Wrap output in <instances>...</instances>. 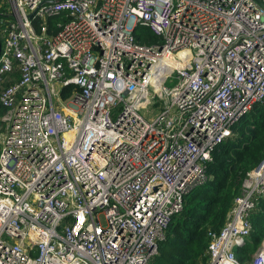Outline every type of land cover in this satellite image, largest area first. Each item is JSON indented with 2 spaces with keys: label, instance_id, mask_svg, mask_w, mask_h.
Masks as SVG:
<instances>
[{
  "label": "built area",
  "instance_id": "built-area-1",
  "mask_svg": "<svg viewBox=\"0 0 264 264\" xmlns=\"http://www.w3.org/2000/svg\"><path fill=\"white\" fill-rule=\"evenodd\" d=\"M0 83V264H146L214 146L264 98V9L0 0ZM263 198L264 156L207 230L204 264H264V237L234 255Z\"/></svg>",
  "mask_w": 264,
  "mask_h": 264
},
{
  "label": "trees",
  "instance_id": "trees-1",
  "mask_svg": "<svg viewBox=\"0 0 264 264\" xmlns=\"http://www.w3.org/2000/svg\"><path fill=\"white\" fill-rule=\"evenodd\" d=\"M133 36L142 44L158 42L143 26H136ZM70 89L64 88L61 95L66 96ZM2 112L0 107V115ZM263 156L264 98L238 119L230 136L214 146L204 166V181L184 195L181 210L171 217L164 238L156 243V254L146 264H204L207 230L221 228L246 172ZM249 222L244 243L234 250L239 262L249 260L264 237V198L249 213Z\"/></svg>",
  "mask_w": 264,
  "mask_h": 264
},
{
  "label": "rangeland",
  "instance_id": "rangeland-1",
  "mask_svg": "<svg viewBox=\"0 0 264 264\" xmlns=\"http://www.w3.org/2000/svg\"><path fill=\"white\" fill-rule=\"evenodd\" d=\"M169 83H167V85H168ZM4 84L3 83H0V86H3ZM147 109V108H146ZM146 110H144V109H140V112L141 113H143V112H145ZM155 112H157V110H155Z\"/></svg>",
  "mask_w": 264,
  "mask_h": 264
},
{
  "label": "water",
  "instance_id": "water-1",
  "mask_svg": "<svg viewBox=\"0 0 264 264\" xmlns=\"http://www.w3.org/2000/svg\"><path fill=\"white\" fill-rule=\"evenodd\" d=\"M256 2L259 4V6H261L264 9V4L261 3L259 0H256Z\"/></svg>",
  "mask_w": 264,
  "mask_h": 264
}]
</instances>
